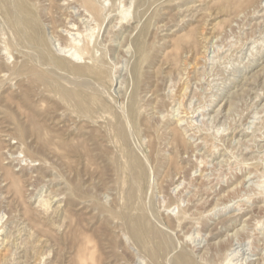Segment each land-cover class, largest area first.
I'll return each instance as SVG.
<instances>
[{"label": "rangeland", "instance_id": "obj_1", "mask_svg": "<svg viewBox=\"0 0 264 264\" xmlns=\"http://www.w3.org/2000/svg\"><path fill=\"white\" fill-rule=\"evenodd\" d=\"M87 2L0 0V264H264V0Z\"/></svg>", "mask_w": 264, "mask_h": 264}, {"label": "bare ground", "instance_id": "obj_2", "mask_svg": "<svg viewBox=\"0 0 264 264\" xmlns=\"http://www.w3.org/2000/svg\"><path fill=\"white\" fill-rule=\"evenodd\" d=\"M85 1V0H84ZM91 4H93L94 3V0H88ZM96 2V1H95ZM88 3V2H87ZM90 3H88V4H90ZM100 3V2H99ZM94 5V4H93ZM91 7V6H90ZM93 7V6H92ZM126 10V9H125ZM122 16H124L123 14H122ZM123 19V18H122ZM64 30V29H63ZM75 38V37H74ZM73 39V38H72ZM76 39V38H75ZM75 39H74V41H75ZM71 55H73V56H77V54H78V52L76 51V50H72V52L70 53ZM82 80V79H81ZM172 187V186H171ZM257 187V186H256ZM261 192V191H260ZM182 220V219H181ZM234 254V253H233ZM148 257V256H147ZM229 261V260H228ZM228 261L226 262V264L228 263Z\"/></svg>", "mask_w": 264, "mask_h": 264}]
</instances>
